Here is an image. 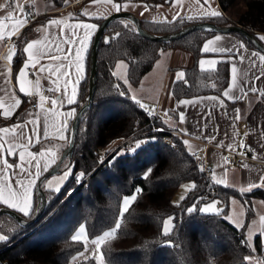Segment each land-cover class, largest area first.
Wrapping results in <instances>:
<instances>
[{
    "label": "trees",
    "instance_id": "obj_1",
    "mask_svg": "<svg viewBox=\"0 0 264 264\" xmlns=\"http://www.w3.org/2000/svg\"><path fill=\"white\" fill-rule=\"evenodd\" d=\"M52 2L60 5L63 0ZM218 2L223 10L219 17L198 19L239 22L254 34L264 31V0ZM45 17L46 14L36 15L16 36V51L11 59L13 71L24 57V43L33 26ZM101 18H96L97 24ZM198 19L175 17L161 24L141 19V23L147 30L165 32ZM214 32L197 28L175 39L157 41L141 35L131 21L116 18L105 26L103 33L109 38L107 41L101 39L97 48L96 85L91 103L79 118L70 158L71 172L58 193L43 188L44 208L33 223L24 224L6 212L0 213V231L7 237L0 240V264H99L91 255L71 260L84 244L82 239L72 236L80 223L84 224L89 237L120 224V228L99 245L102 258L109 264H257L246 260L248 255L259 257L264 264L260 236L257 233L250 240L246 236V223L254 212L251 198L256 195L264 199V189L255 187L242 191L213 181L197 167L176 134L170 133L171 144L162 139L167 131L150 130L152 124L162 126L165 122L160 116H147L112 69L117 58L125 59L126 76L131 83L137 84L161 48L182 45L197 56L202 40ZM227 32L256 48L240 32ZM88 61L89 47L85 74L74 103L76 108L86 95ZM221 61L227 60H220L211 68H201L196 62L185 66L184 79H175L171 84L173 95L221 93L228 81V64ZM260 94L264 98V92ZM137 132H143L138 137L142 135L147 139L130 152H114L100 162L98 145H105L116 136ZM78 173L79 181L75 178ZM184 180L192 181L183 195L186 198L174 201L172 194ZM125 195H135L136 199L121 215ZM232 196L244 204L242 227L227 218ZM211 199H218L221 212L201 211V204ZM35 204L34 189L33 211ZM193 205L196 210L187 213L185 210ZM166 215L175 218L168 235L162 230Z\"/></svg>",
    "mask_w": 264,
    "mask_h": 264
},
{
    "label": "crops",
    "instance_id": "obj_2",
    "mask_svg": "<svg viewBox=\"0 0 264 264\" xmlns=\"http://www.w3.org/2000/svg\"><path fill=\"white\" fill-rule=\"evenodd\" d=\"M4 2L5 0H0V3ZM28 2H32L35 6L33 16L24 13V6ZM19 3L23 8V14L19 11L15 12L14 19L4 21V27L0 31L3 35L13 36L16 39L21 28L32 18L39 14H46L42 21L33 26V30L24 43L23 48L25 49L29 43L39 42L33 44L31 50L33 53L37 48L46 50L45 46L54 47L59 44L60 47H66L60 43L59 37L66 34L70 30V26L81 23L97 26L96 18L115 11L113 5L116 4L124 6L122 9L134 12L140 19L154 21L157 24L175 17H201L204 12L213 10L219 13L223 12L218 0H208L207 4H205V0H199V2L197 0H110V2L108 0H63L60 5H55L52 0H19ZM201 9H203V12ZM84 12H87V15H83ZM6 14L5 11L0 10V17ZM52 20H59L61 24L59 26L51 25L50 21ZM18 21H23V23H20L19 27L10 33L8 31L9 25ZM93 34L94 32L90 36L88 47H90ZM217 35L221 39L215 41L214 45H210V47L225 50L233 49V52H235L243 45V49H241L244 56L243 63L238 62L235 55L230 57L227 51L207 54L202 52L203 45L209 40H215ZM256 35L258 38L264 36V31H257ZM261 41L264 43V40ZM15 45V42L0 39V105H2L0 107V129H12L11 132L0 133V135L7 142L6 147L10 144L17 145L13 149L16 153L21 150L33 153L43 150L54 153L58 157L68 140L67 132L71 118L67 124V131L64 133V140L55 135L54 124H59L63 120L62 114L64 112L71 109L76 110V107L74 103L71 106L61 107L58 100L57 105L52 106L57 113L55 116L52 115L51 111H45L39 107L41 97L47 98L45 108H49L50 101L57 99L64 93V78H61L54 85L47 74H39L31 67L25 68V64L37 63L39 66V64L48 62L46 57L37 58L35 55L30 57L25 51L22 61L13 71L12 58H8V53L11 50L13 57L16 51ZM251 52H259L263 55L260 50L247 46L242 38L236 34L216 31L202 40L200 53L197 56L194 55L192 50L182 45L161 48L159 55L155 58L151 67L141 75L137 84L131 83L126 76L127 61L125 59L117 58L112 69L116 77L126 86L129 95L132 98L134 97L138 104L153 107L168 127L180 131L181 140L189 151L193 148H199L205 154L213 181L236 187L242 191L255 187L264 189V98L260 94V92H264V76H261V69L264 65H261L258 58H256L257 66L251 68L249 65V54ZM86 54L87 51L85 53V67ZM230 59L237 61L235 63L237 69L235 86L232 84V65L227 63L228 81L222 88L221 93L206 92L180 97L173 95L171 84L178 73H184L183 68L185 66L196 62L201 68H211L215 65H201L200 61L216 60L218 62ZM85 67L80 80L85 74ZM22 71L24 76H20ZM72 75L75 76L74 71ZM257 76H261V78L256 79ZM37 79H39V84H37ZM21 83L24 85V92L19 91ZM68 87L69 90L75 87L78 95L79 83L77 84L73 80ZM252 87H255L257 91L252 92L250 90ZM53 88H58L59 91H51L50 89ZM230 88L232 99H228L223 95ZM240 89H243V91ZM30 91L37 93L36 105L33 107L29 105L25 98L26 93ZM45 91H50V94ZM77 95L74 97L75 101ZM181 101L192 103L182 105ZM181 112L184 113L183 121L179 118ZM19 114H21L20 117H18ZM237 115L239 116L238 119L236 118ZM33 120L36 121L35 125L32 124ZM33 127L37 129L40 143L33 141L26 149H22L20 146L28 143L22 135V129L23 132L31 136ZM45 132L47 138H45ZM243 134L246 135V142L250 147L252 158L240 159L234 164H227L223 157V148H229V145H232V148H239L243 143L241 139ZM13 135H15L14 139H12ZM6 158L7 154L3 159ZM8 162L20 163L17 157L9 159ZM8 175L14 187L15 178L11 176V173H8ZM43 180L41 184L44 188ZM251 199L254 212L246 224V236L250 240L258 233L264 245V219H262L264 217V199L256 195L252 196ZM215 200L218 201V199ZM231 202L232 199L230 198L228 212L231 211ZM218 205L220 206L219 203ZM240 206V211L244 215L245 208L242 201ZM0 236L5 237V234L0 231ZM250 257H252V263H262L259 257Z\"/></svg>",
    "mask_w": 264,
    "mask_h": 264
},
{
    "label": "snow or ice",
    "instance_id": "obj_3",
    "mask_svg": "<svg viewBox=\"0 0 264 264\" xmlns=\"http://www.w3.org/2000/svg\"><path fill=\"white\" fill-rule=\"evenodd\" d=\"M110 2V0H108ZM199 2V0H197ZM208 0H205V4H207ZM116 11H120L122 9V5L116 4L113 5ZM9 9H11L9 11ZM0 10L5 11L7 14L0 17V29H3L4 27V21H9L14 19V13L19 11L21 14H23V8L19 3V0H5L4 3H0ZM203 12V9H201ZM83 15H87V12H84ZM221 14L218 11H208L204 12L203 16L201 17H182V19H198V18H204V16L207 17H219ZM20 23H23V21H18L16 23H12L9 25L8 31L10 33L14 32L16 28L19 27ZM51 25H57L59 26L61 24V21L59 20H52L50 21ZM97 26L95 24H88V23H81L70 26V30L59 37L60 43L65 45L66 47H60L59 44L55 45L54 47H47L45 46L46 50H41L40 48H37L35 52L33 53L31 50L33 49V44H38V41H33L32 43H29L27 47L24 49L26 53L29 54L30 57L35 55L37 58L46 57L47 63L39 64L32 63V64H25V68L31 67L34 69L35 72L39 74H47L48 78L52 81V83L55 85L57 82L64 78V93L57 97V99H53L50 101L49 108H45V101L47 98L41 97V101L39 104V107L41 109H44L45 111H51L52 115H57L56 110L52 106H56L57 102L59 100V106L63 107L65 105L71 106L73 103H75L74 97L77 95L75 87H72L69 90V83L73 80L78 84L80 83V77L81 74L84 71L85 67V53L89 46V39L91 34L96 30ZM3 38V33L0 31V39ZM221 37L217 35L215 37V40H209L207 43L203 45L202 52L207 53H215V52H225L227 51V54L231 57L232 55H235L237 57L238 62L243 63L244 62V56L241 52V49H243V45H241L238 49H236L235 52H233V49H217L215 47H210V45H214L215 41H219ZM260 40H264V36L259 37ZM246 51V50H245ZM8 58H12V51L10 50L8 53ZM260 61L261 65H264V55H261L259 52H251L249 54V65L251 68H255L257 66V60ZM237 61L228 60V61H221V63H229L232 65L231 72H232V84L235 86L236 84V67L235 63ZM216 60H201L200 64H208V65H216ZM119 67V66H118ZM71 70V71H70ZM74 71L75 76L72 75V72ZM20 76H24V72L22 71L20 73ZM261 76H264V67L261 69ZM261 76H257L256 79H260ZM55 77V79H53ZM177 81L184 79V73L180 72L177 74L176 77ZM125 83H127L125 81ZM37 84H39V79H37ZM53 92L59 91L58 88L50 89ZM243 91V89H240ZM252 92H256L257 89L255 87H252L250 89ZM19 91L24 92L25 88L23 83L19 86ZM231 88L228 91L224 92V96L228 99H232L230 95ZM133 99H135L133 97ZM215 99V98H213ZM189 101H181L182 105H187ZM2 107V105H0ZM142 107H144L142 105ZM75 109H71L67 112H64L63 120L59 124H54V128L56 129L55 135L61 139L64 140L65 136L64 133L67 131V124L70 118L74 116ZM179 118L181 121L184 120V113L181 112L179 114ZM237 119L239 116L237 115ZM32 124L35 125L36 121L33 120ZM12 129L9 128H2L0 129V133H9ZM22 135L24 139L28 142L25 145L20 146L22 149H26L29 144H31L33 141L36 143H40V137L37 132V129L33 127L32 129V135L29 136L27 133L23 132L22 129ZM45 138H47V133L45 132ZM15 138V135H13L12 139ZM6 141L2 135H0V204H3L5 206H8L12 209L18 210L20 213H23L24 216H29L33 212V192L37 185V181L40 180L41 176L44 173H47L52 165L57 164V156L54 153H50L47 151H39L37 153L33 152H26L25 150H21L18 153L14 152L13 149L17 147L15 144H10L6 147ZM229 148H232V145H229ZM7 154V158L3 159V157ZM13 157H17L20 161L18 164L9 163L8 160L12 159ZM8 173H11V176L15 178V186L13 187L11 183V178L9 177ZM69 175V171L65 170L63 173V176H61L59 179L64 180ZM46 186L49 189H53L52 181H47ZM195 188V185L192 186ZM57 193L59 192V181H57V186L53 189ZM141 191L140 189H137V192ZM186 197H182L181 199H185ZM136 199V196L133 195L130 198H125L123 201V210L121 212V215L127 212L129 204L131 201H134ZM195 205L192 207L187 208L185 211L187 213H192L195 211ZM204 213H218L221 212L222 209H218L216 207V203L212 202L207 204L205 207L201 209ZM175 219V218H170ZM264 219V217H262ZM238 227H242L238 225ZM120 228V224L117 223L115 225V228L112 232H104L103 235L96 237L94 240H92V243L96 245V249L93 250V256H97V252L99 249V245L104 243L105 239L109 236H112L116 229ZM85 229L83 227L80 228L79 233H77V236L74 237V239H77L80 235L84 233ZM170 233V225L169 221L164 222V228H163V234L168 235ZM7 237L0 236V240H6ZM99 260V264H103L102 257H97ZM246 260H251L252 257H245Z\"/></svg>",
    "mask_w": 264,
    "mask_h": 264
},
{
    "label": "water",
    "instance_id": "obj_4",
    "mask_svg": "<svg viewBox=\"0 0 264 264\" xmlns=\"http://www.w3.org/2000/svg\"><path fill=\"white\" fill-rule=\"evenodd\" d=\"M124 17L128 18L131 22H133L136 29L141 35H143L146 38L157 41L175 39L197 28H207L221 32L236 30L240 32L242 35H244L258 50H260L264 54V43L258 38L256 34L250 31L248 27L244 26L239 22L234 21L229 23H218L210 19H198V20L190 21L175 30L165 31V32H153L147 30L142 25L140 17H138V15H136L132 11L121 9L120 11L115 10L106 14L101 18V20L97 24V28L94 31L93 38L89 47L86 95L83 101L81 102V104L76 108L74 116L71 118L68 140L66 145L62 148V150L60 151L57 157V164L52 165L49 171L47 173H44L41 176L40 180L37 181V185L35 187L36 204L33 213L30 216H24L16 209H12L5 205L0 206V213L6 212L11 216H13L19 222L24 224H30L36 221V219L42 212L45 204L46 195L41 182L46 176L59 169L60 163L65 157L67 158L68 162L70 161L80 115L84 111V109L91 103L96 85L97 48L101 39L103 41H107L109 38V35L107 33H103L104 28L111 20L116 18H124Z\"/></svg>",
    "mask_w": 264,
    "mask_h": 264
},
{
    "label": "rangeland",
    "instance_id": "obj_5",
    "mask_svg": "<svg viewBox=\"0 0 264 264\" xmlns=\"http://www.w3.org/2000/svg\"><path fill=\"white\" fill-rule=\"evenodd\" d=\"M122 19V21H130L128 18L124 17V18H120ZM124 84V83H123ZM126 87V86H125ZM141 91H143L142 89H140ZM156 111V110H155ZM158 114V113H157ZM158 116V115H157ZM156 116V117H157ZM152 118V117H150ZM154 127H161L163 129H167L168 126L167 124L165 125H157L156 123L152 124L151 125V128H154ZM172 128V127H170ZM148 130H145V133L148 132ZM138 133V132H137ZM140 133V132H139ZM134 134V133H133ZM176 134V133H174ZM131 134H128L126 136H116L114 137L113 139H111L108 143H106L105 145H101L103 148L104 147H111L114 143L122 140L124 137H127ZM180 139L181 137L176 134ZM147 137L146 136H140V137H137L136 138V143H141L143 142L144 140H146ZM98 153V152H97ZM98 155L100 156V154L98 153ZM65 170H68L69 171V174L71 172V165H70V161L68 162L67 158H65L64 160H62L61 162V165L59 166V169L52 172L51 174H49L48 176H46L43 180V186L44 188H48L46 186V182L47 181H52V184H53V189L57 186V181H59V188L60 186L62 185V183L66 180H60L59 178L61 176H63V173ZM80 173H78L75 178L76 180H80V177H79ZM68 177V176H67ZM192 181L191 180H187V181H183L179 184V186L175 189L174 193L172 194V199L174 201H179L184 193L186 192V190L188 189L189 185H191ZM189 184V185H188ZM52 189V190H53ZM131 195H125L123 198H122V206H123V201L125 198H130ZM232 199V202H231V211H229L227 213V218L232 222L234 223L235 225H240L243 221H244V215L242 213V211H240V205H241V201L237 198V197H231ZM212 202H215L216 203V207L218 208V201H216L215 199H211V200H208V201H205L201 204V208L205 207L207 204L209 203H212ZM172 218L171 215H166L164 218H163V221H162V230L164 228V222L167 220L169 221V225H170V228L172 227ZM243 220V221H242ZM247 224V223H246ZM83 227L85 229V226L83 223H80L76 226V228L73 230L72 232V236L76 237L77 236V233H79L80 231V228ZM113 228H106L104 229L103 231H101L100 233L94 235V236H87L86 234V230L84 231V233L82 235H80L78 238L79 239H82L84 241V244L82 246L81 249H79L78 251H76L72 257H71V260H76V259H79V258H83V257H86V256H93V250L96 249V245H94L92 243V240H94L96 237L98 236H101L104 234V232H112ZM250 256H255V255H248V257ZM97 257H102L101 255V252H100V248L98 249V252H97V256L95 257L96 261L99 263V260ZM103 259V258H102ZM253 260L251 259V262ZM103 264H109L107 263L104 259H103Z\"/></svg>",
    "mask_w": 264,
    "mask_h": 264
},
{
    "label": "built area",
    "instance_id": "obj_6",
    "mask_svg": "<svg viewBox=\"0 0 264 264\" xmlns=\"http://www.w3.org/2000/svg\"><path fill=\"white\" fill-rule=\"evenodd\" d=\"M34 4L32 2H28L24 6V13L29 16L34 15ZM2 40L4 41H10V42H15V37H10L7 35H3ZM30 68V67H29ZM46 93L50 94V91H45ZM36 95L37 93L35 92H28L25 95V98L29 102L30 106H35L36 105ZM144 113L149 116V117H156L157 111L153 107L150 106H144L143 107ZM150 130H165L167 131L166 133L163 134V141L166 143H171L173 144L172 138L170 137V133H176L180 136V131H178L176 128H170L168 127L167 129H163L161 127H154L151 128ZM145 132V131H143ZM143 132L140 133H134L131 134L127 137H124L122 140L114 143L111 147H102L101 145H98L96 147V151L100 154V162L105 160L111 153H123V152H130L132 151L137 143H136V138ZM241 139L243 141L242 145L239 148H223V157L224 160L227 164H234L235 162L239 161L240 159H249L252 158V154L250 151V147L248 143L246 142V135L243 134L241 136ZM190 154L197 165L201 170H203L206 174L210 175V169L207 165V159L205 154L199 149V148H193L190 151Z\"/></svg>",
    "mask_w": 264,
    "mask_h": 264
}]
</instances>
